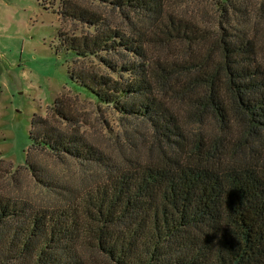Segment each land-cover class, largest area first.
Returning <instances> with one entry per match:
<instances>
[{"label":"trees","instance_id":"16d2710c","mask_svg":"<svg viewBox=\"0 0 264 264\" xmlns=\"http://www.w3.org/2000/svg\"><path fill=\"white\" fill-rule=\"evenodd\" d=\"M86 1L124 26L64 2L61 18L89 29L59 35L79 64L69 78L127 123L129 144L108 164L33 115L38 183L39 152L101 176L48 205L0 195V264H264V0Z\"/></svg>","mask_w":264,"mask_h":264},{"label":"rangeland","instance_id":"374dc122","mask_svg":"<svg viewBox=\"0 0 264 264\" xmlns=\"http://www.w3.org/2000/svg\"><path fill=\"white\" fill-rule=\"evenodd\" d=\"M64 2L98 12L101 8L112 24L124 26L117 11L86 0H0V195L40 205L52 203L64 189L77 188L86 178L100 177L101 168L39 152L33 161L48 186L38 183L25 164L33 115L47 117L62 130H78L108 164L117 163L114 160L129 144L124 133L127 123L69 78L70 68L77 69L79 64L64 52L59 35L80 37L89 29L61 18L58 11ZM56 99L61 100L58 106L69 120L52 112Z\"/></svg>","mask_w":264,"mask_h":264}]
</instances>
